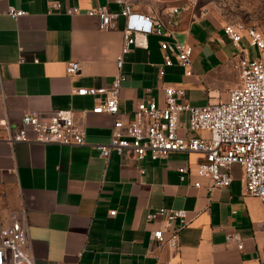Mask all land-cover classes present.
Listing matches in <instances>:
<instances>
[{
    "label": "crops",
    "instance_id": "crops-1",
    "mask_svg": "<svg viewBox=\"0 0 264 264\" xmlns=\"http://www.w3.org/2000/svg\"><path fill=\"white\" fill-rule=\"evenodd\" d=\"M49 2H59L60 9L48 11ZM130 5L141 14L153 9L165 30L192 47V55L186 74L174 60L162 64L159 41L169 37L148 35L146 47H132L121 68L120 113L131 117L139 101L162 106L168 85L183 88L192 106L224 101L239 85L238 50L223 32L224 21L182 10L173 25L166 12L177 5L159 0H130ZM9 6L25 14L12 18ZM97 6L116 14L113 29L100 30L98 19L85 14ZM72 7L79 12L66 14ZM120 12L116 0H0V227H8L10 211L24 210L33 264H264V211L260 200L246 193L237 164L229 168V186L209 191L210 181L196 173L201 160L196 153L173 152L154 161L133 160L128 151L100 156L95 145L108 142L113 117L90 112L95 99L74 90L113 81L124 26ZM70 61L79 63L74 75L66 73ZM65 109L89 110L84 144L5 141V122L15 130L26 112ZM180 120V136L205 135L186 129L185 114ZM183 166L186 172L180 174ZM162 207L187 212L175 253L150 240L161 223H148L145 215ZM233 233L239 245L228 239Z\"/></svg>",
    "mask_w": 264,
    "mask_h": 264
},
{
    "label": "built area",
    "instance_id": "built-area-1",
    "mask_svg": "<svg viewBox=\"0 0 264 264\" xmlns=\"http://www.w3.org/2000/svg\"><path fill=\"white\" fill-rule=\"evenodd\" d=\"M124 17L121 30L122 42L115 58L117 74L108 87H81L74 90L80 96L95 99L92 113H105L113 117L111 133L107 143L96 144L100 156L107 158L110 150L122 154L130 152L133 160L149 157L162 160L170 153H196L201 160L196 164L199 177L207 178L208 190L229 186L232 178L229 168L240 167L246 193L258 198L264 211V32L241 21L228 22L223 26L224 34L236 46L238 52L234 68L238 72L239 85L229 90L227 98L220 102H208L203 106H192L184 100V89L168 85L163 89V105L153 100L139 101L132 116L119 111V89L123 80L121 68L124 55L132 47H146V36L155 35L161 39L159 48L163 66H170L173 60L190 73L192 47L185 41L176 40L164 22L153 9L141 14L132 9L130 0H116ZM59 2H49L48 11L59 10ZM185 10L182 5L171 6L166 22L176 24L177 16ZM79 8H66L65 13L74 15ZM12 18L25 14L23 10L9 6L6 11ZM88 16L98 19L100 30L115 27L116 14L107 6H97L85 11ZM254 52H247V48ZM79 63L66 64V73L74 75ZM162 71H160V74ZM89 110L74 112L71 109L57 110L49 114L26 112L20 119V126L12 130L5 122L8 133L5 141L13 145L19 142L77 146L84 144L85 127L83 120ZM185 114L186 129L203 132L205 135L183 137L180 115ZM32 132L28 137L27 129ZM186 172V167L178 168ZM199 187L198 183L194 184ZM115 214V210L109 212ZM148 223L160 220V226L150 232V240L156 247L167 246L172 252L179 250V236L188 223L187 212L183 209L158 208L145 215ZM8 227H0V264H33L24 210L10 211ZM228 239L240 244L237 234Z\"/></svg>",
    "mask_w": 264,
    "mask_h": 264
},
{
    "label": "rangeland",
    "instance_id": "rangeland-1",
    "mask_svg": "<svg viewBox=\"0 0 264 264\" xmlns=\"http://www.w3.org/2000/svg\"><path fill=\"white\" fill-rule=\"evenodd\" d=\"M182 5L193 16L210 14L225 23L241 21L264 32V0H159Z\"/></svg>",
    "mask_w": 264,
    "mask_h": 264
}]
</instances>
